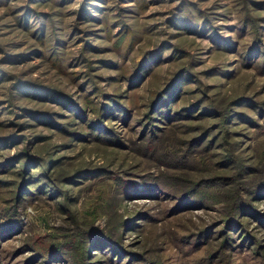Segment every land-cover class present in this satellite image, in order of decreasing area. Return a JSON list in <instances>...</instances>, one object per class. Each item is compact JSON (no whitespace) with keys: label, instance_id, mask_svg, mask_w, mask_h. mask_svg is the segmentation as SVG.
<instances>
[{"label":"rangeland","instance_id":"374dc122","mask_svg":"<svg viewBox=\"0 0 264 264\" xmlns=\"http://www.w3.org/2000/svg\"><path fill=\"white\" fill-rule=\"evenodd\" d=\"M0 264H264V0H0Z\"/></svg>","mask_w":264,"mask_h":264},{"label":"trees","instance_id":"16d2710c","mask_svg":"<svg viewBox=\"0 0 264 264\" xmlns=\"http://www.w3.org/2000/svg\"><path fill=\"white\" fill-rule=\"evenodd\" d=\"M141 70V68H140V64H137V67H136V71L134 72L135 74H139V72H138V70ZM142 71H140V73H141ZM141 74H139V76H140Z\"/></svg>","mask_w":264,"mask_h":264}]
</instances>
